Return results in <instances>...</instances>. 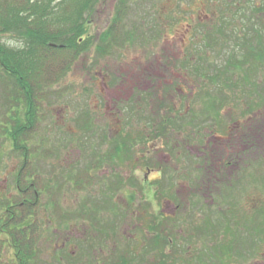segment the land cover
Wrapping results in <instances>:
<instances>
[{
    "label": "flooded vegetation",
    "instance_id": "flooded-vegetation-1",
    "mask_svg": "<svg viewBox=\"0 0 264 264\" xmlns=\"http://www.w3.org/2000/svg\"><path fill=\"white\" fill-rule=\"evenodd\" d=\"M208 2L216 11L203 14L198 11L191 17L190 36L187 39L182 37L186 40L183 47H187L183 53L188 59L191 56L190 62L194 67L196 85L193 90L197 92L202 87L198 75L200 63L212 64L209 56L211 52H217L225 65L241 67L242 71L248 65L249 69L243 71L239 80L256 83L257 91L241 90L245 95L243 109L238 105L236 96L232 104L227 97L222 109L226 117L222 122V131L217 124L202 129L194 122L196 127L191 139L184 138L195 157V177L206 184L185 187L186 190L165 186L162 184L163 172L152 169L147 160L146 155L149 157L151 150L143 154L145 171L143 179H140L133 171L120 165L132 158L133 143L125 146L110 138L111 149L109 145L99 148V153L92 155V158L96 156L93 168L81 171L80 185H75L73 181L72 186L67 188L78 199L74 207L80 204L81 210L75 215L62 212L63 203L58 202L62 187L32 186L26 192L30 198L26 203L20 202V212L24 204L31 206L34 213L31 226L36 236L29 237L35 244L32 245L33 256L27 264H39L38 247L41 241H46L52 248L47 264H230L233 255L238 256V260L242 259L244 264H264V256L259 259L264 243L263 228L247 229L240 218L232 216L229 205H221L214 198V194L219 192L260 188L256 184L263 181L256 174L261 175L264 167V0ZM208 23L218 25L207 29L203 25ZM100 76L106 90V76ZM147 85L144 88H148ZM138 87L142 89L134 80L132 90ZM199 96H196L197 104ZM117 103L114 104L115 110L111 108L110 111L121 110L116 116L114 128L122 130L129 127L130 119ZM195 108L192 109L194 119L197 117ZM238 110L248 116L234 119L233 114H238ZM119 118L122 120L118 121ZM214 119L211 116L210 122ZM98 125V128L106 126L105 123ZM101 142L103 145L106 143ZM145 142L146 139L143 140ZM151 175H157V178L151 181ZM173 189V198H167V193ZM45 191L48 194L46 203L57 215V225L51 237L43 236L44 232L47 234V229L37 222V210ZM197 193L207 195L204 203L192 201L193 194ZM220 206L223 210L222 225L215 219L220 213ZM262 215L255 214L254 226L260 225L257 220ZM78 221L90 226L78 229ZM144 221L148 224L144 225ZM174 222L186 224L190 237H174L169 228ZM200 229L204 232H198ZM139 230L144 231L142 237L135 233ZM232 233L237 234L232 237ZM3 239L9 240V237ZM104 241L112 242L109 259L100 253ZM93 244H98L100 248H95ZM3 247L11 250L6 242ZM20 264L23 262L20 261Z\"/></svg>",
    "mask_w": 264,
    "mask_h": 264
},
{
    "label": "rangeland",
    "instance_id": "rangeland-1",
    "mask_svg": "<svg viewBox=\"0 0 264 264\" xmlns=\"http://www.w3.org/2000/svg\"><path fill=\"white\" fill-rule=\"evenodd\" d=\"M121 1L124 0L99 1L92 15L88 16L87 38L91 36V41H98V44H103L100 41V37L106 28L113 25L112 22L117 12L116 8ZM123 3H127L129 9L126 12V16L120 21L121 34L132 32L148 37L149 40L148 38H144L145 42H141L140 38H138L134 44L129 45V43H126L121 47L118 45L112 49L110 48V51L103 57L96 53L95 45L82 54L64 78L52 86L51 89L61 95L55 101V105L48 108V112L52 118L50 121L53 123L48 127L50 122H45L48 128L40 132L35 138V145L38 142V145L43 147L44 151H47L45 154L49 153V155H52V157L42 158L47 161H41L38 164L39 179L45 185L44 187L56 186L63 188L58 202L63 203L62 212H68L72 216L81 209L79 208L80 204L77 208L74 207L78 199L70 194L67 189L69 186H72L71 178L69 177L77 173V175H81L82 169L91 166L92 160L94 162L96 160V156L92 158V155L98 154L99 148H106L105 146L109 145L111 149L110 138L112 137L110 136L111 134H116L114 123L117 120L116 116H119L121 110L118 109L111 113L110 109L114 108L115 110L116 106L114 104L117 102L125 103L121 107L129 103L127 106L129 107L134 95V91L132 90L134 80L138 81L143 93L148 92L146 95L154 98L150 97L149 99L147 96L146 100L148 102L146 104L140 103L137 109L134 110L133 108L131 111H134V113L130 118L129 127H126L124 131L123 129L120 130L123 132L122 136L128 140L127 145L129 146V143H133L134 147L132 158L127 159V163L122 162L120 165H123L125 168L127 167L134 172L136 177L138 176L140 179H143L145 171L143 154L151 150L149 157L148 154L146 155L147 160L150 162L152 169L163 172L164 178L162 184L170 188L182 187L184 190L187 189L185 187H199L206 183L203 180L197 181L195 177V157L192 155V150H190V144H185L183 138H187L186 135L188 134V139H190L192 131L196 127V122L202 129L217 124L218 128L222 131V122L226 118L222 109L227 97L231 99L230 104H232L234 96H236L237 101H239L238 105L243 109L242 100L245 95L241 90L250 89L252 92L257 91L256 83L239 80L243 71L249 69L248 65L243 67V71L241 67L235 69L229 67L230 69H228V65L224 64L222 61L224 59L219 57L217 52H211L209 58H211V62L213 63L205 67L206 72L210 75L219 72L224 76L221 79L216 78L217 80L214 79L210 83L202 81L200 84L203 86V89L199 88V91H194V86L196 85L193 80L195 78L194 72L186 71L188 69L186 64L190 63L191 56L188 59L183 53V50H187V47H183L186 40L184 41L182 37L187 39L190 36L191 17L196 15L198 11H202V14L213 10L216 11V8L208 0H125ZM217 25V23H208L203 26L211 29ZM2 38L5 43L12 46L18 45L15 36L5 35ZM143 43H151V45L147 50L142 52ZM188 53L191 54V49H189ZM163 54L168 56L166 59H168L167 62L170 65H165V62L163 64L160 59V56H163ZM174 59L177 61L176 64ZM219 67H222V70L225 68V70H216ZM100 75L106 76V90L103 88L102 76ZM116 79L119 80L115 82ZM145 82L148 83V88H144ZM163 85L171 87L170 96L164 93ZM177 87H179V90H177ZM203 90L205 91L203 92ZM197 95H202L198 98V104ZM156 98L158 100L165 99L164 103H166L167 108L164 111L158 108L157 102H152ZM194 106L197 108V111L195 108L197 112L195 119L192 113ZM168 109H172L174 113H170ZM86 111L92 121V125L89 128L85 127L86 120L84 121L82 117V112ZM156 111L160 112V117L166 120L168 116L175 118L172 120L178 121L177 127L173 129L174 127H171L168 121L164 122V120H161L163 123L161 124L160 122L161 125L157 124L153 128V121L150 123L148 121L154 117L155 119L158 118L159 114ZM237 113L233 114L234 119L248 116L243 111L238 110ZM211 116L215 118L212 122H210ZM94 123L97 125L105 123L109 129L106 131L102 129L101 131V129H98L99 125H94ZM165 123H168L165 126L167 135L166 137H160L159 131H154L155 129L160 130ZM171 124L175 123L172 122ZM111 127L114 129L111 130ZM145 127H149L148 134H144L143 132V130L145 131ZM102 134L104 137H109V140L105 141L104 145L101 142L103 140ZM145 138L147 139L146 144L142 141ZM89 155L91 157H88ZM0 159L2 160V167L0 168V194L11 196L12 191H14V177L19 168L20 159L13 156L10 146L2 150ZM261 173V175L256 174V177L263 179L262 184H260V181L259 184H256L260 188H246L240 192H236V190L225 193L219 192L214 194V198L221 205L224 203L229 205L232 216L240 218L244 227L246 226L250 230L261 227L263 228L264 235V167ZM155 178H157V175L150 176L151 181ZM173 191L174 189L167 193V198H173L174 194H171ZM47 197L48 194L45 191L40 199L39 209L37 210V222L44 229H47V234L44 232L43 236L51 237V233L57 225V215H55V210L53 211L46 203L48 201ZM205 198H207V195L197 193L193 194L192 201L204 203ZM198 212L200 211L198 210ZM257 212L263 213V215L257 220V224L260 225L254 226L253 219ZM1 214H3L2 209H0V216ZM103 215L106 218L108 217L107 214ZM31 221L33 219L29 222L31 223ZM219 223L222 225L220 221ZM146 224L148 223L144 221V225ZM88 226L90 225L84 224V222L78 223V229L81 230V227L87 228ZM169 228L171 230L170 233L174 237L180 235L190 237L188 226L184 223L177 224L174 222L170 224ZM217 231L219 233L220 229ZM143 232V230L135 231L140 237L144 235ZM234 234L237 233H232V237ZM48 245L49 243L46 241H41L39 244V264H47L49 262L48 259L52 248ZM93 245L95 248L98 247V244ZM103 245V251L100 253L106 256V259H109L112 242L104 241ZM261 252L262 254L259 259H262V256H264V243ZM13 255L14 252L3 247L2 242H0V264L11 261ZM230 264H244V261L242 259L238 260V256L234 257L233 255Z\"/></svg>",
    "mask_w": 264,
    "mask_h": 264
},
{
    "label": "trees",
    "instance_id": "trees-1",
    "mask_svg": "<svg viewBox=\"0 0 264 264\" xmlns=\"http://www.w3.org/2000/svg\"><path fill=\"white\" fill-rule=\"evenodd\" d=\"M99 1L0 0V154L5 147L10 146L13 156L20 159V165L14 177L12 195L0 194V209L3 210V214L0 216V242L2 245L6 242L14 252V259L3 264H20V261L27 264V261H30L33 256L34 246L32 245L35 244V241L29 238L36 237L29 222L34 214L33 209L30 205L24 204L20 212L19 204L29 201L27 198H30V195L26 193L29 188L45 186L39 179L37 167L41 161H47L42 158L49 157V153L45 154L47 151H44L38 142L35 145V138L53 123L50 121L52 118L48 108L54 106L55 101L61 95L53 91L52 86L64 78L82 54L86 53L93 45H95L96 53L103 57L110 51V48L118 45L121 47L126 43L134 44L138 38L141 42H145L144 38H148L132 32L121 34L120 21L126 16L129 9V5L123 3L125 0L119 2L116 8L113 25L107 28L100 37L103 44L91 41V36L87 38L88 16L92 15ZM5 35L15 36L18 45L12 46L5 43L2 38ZM150 45L151 43H143L144 47L141 45L143 48L140 47V49L143 52ZM163 56H160L163 64L170 65L166 59L168 56L165 54ZM174 61L176 64V59ZM186 66H188L186 71L193 72L192 68L194 69V67L191 62ZM207 66L205 62L200 63L199 84L202 81L210 83L214 79H221L224 76L219 72L210 75L206 72L205 67ZM229 67L235 69L237 66L228 65L227 68L230 69ZM216 70H222V67L216 68ZM224 70L225 68L222 71ZM117 81L118 79L115 80V82ZM166 85H163V91L170 96L171 87ZM146 93H143L139 87L134 89L129 107H127L129 103L123 107L127 112L128 120L133 116L134 111H131L133 108L137 109L140 103L146 104L148 102L146 99L152 97ZM205 94L207 95V93ZM152 102H157L158 108L162 111L167 108L164 103L165 99L158 100L156 98ZM123 104L125 103H117L118 106ZM168 111L174 113L172 109H168ZM156 113L159 114L158 118L154 117L148 121L149 123L153 121V128L160 124L161 120L168 121L170 126L174 127L173 129L177 127L178 121L172 120L175 118L168 116L166 120L160 117V112L156 111ZM82 117L84 121L86 120L85 127H91L92 121L87 111L82 112ZM119 120L122 119L119 118ZM48 121L50 124L47 127L45 122ZM172 122L175 124H171ZM149 123L148 125H150ZM166 124L168 123H165L160 130L155 129L154 132L159 131L160 137H166ZM146 127L145 131L143 130L144 134H147L149 130V127ZM98 129L106 131L109 128L105 126ZM114 130L116 134H111L110 137L116 142L128 146V140L122 136L123 132L118 129ZM186 137L187 140L191 139V136L188 139V134ZM102 139L105 142L109 140V137H104L102 134ZM1 163L2 160L0 168L2 167ZM94 164L95 162L92 160L91 166L85 169H92ZM77 174L69 178H71V183L74 181L75 185H80V175ZM222 211V206H220L218 210L220 213L215 217L218 224L223 218ZM199 232H203L202 229ZM3 237H9V240H5Z\"/></svg>",
    "mask_w": 264,
    "mask_h": 264
}]
</instances>
